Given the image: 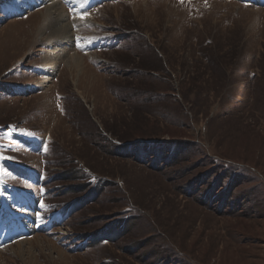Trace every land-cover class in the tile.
Wrapping results in <instances>:
<instances>
[{
	"label": "rangeland",
	"instance_id": "obj_1",
	"mask_svg": "<svg viewBox=\"0 0 264 264\" xmlns=\"http://www.w3.org/2000/svg\"><path fill=\"white\" fill-rule=\"evenodd\" d=\"M60 1L0 0V264H264V0Z\"/></svg>",
	"mask_w": 264,
	"mask_h": 264
},
{
	"label": "bare ground",
	"instance_id": "obj_2",
	"mask_svg": "<svg viewBox=\"0 0 264 264\" xmlns=\"http://www.w3.org/2000/svg\"><path fill=\"white\" fill-rule=\"evenodd\" d=\"M46 3H48V5L46 6L47 8L44 10V13L42 14L43 20L45 21V25H46V17H53L56 22H57V27L56 29L52 28L53 26L48 25V28L53 30V34L54 35H59V34H63V33H69L71 31V26L69 25V23L67 22L68 18H66L64 16V14L62 13V6L59 4L61 1L60 0H45ZM59 1V2H58ZM42 2H44V0H42ZM32 3V2H31ZM20 4L21 6L18 7H14L12 8L13 11L16 10V12L18 11H22L23 14L26 13L28 10L25 8V6L23 7V5L25 4H30V2H28L27 0H20ZM53 4V5H52ZM43 5V3L41 4V6ZM51 5V6H50ZM29 7H34V5H28ZM27 6V7H28ZM41 28V27H40ZM63 42V41H62ZM70 42V41H69ZM68 45V41L66 42ZM65 44V43H64ZM63 45V44H62ZM64 49V48H63ZM65 52V51H64ZM60 54V53H59ZM74 56V55H73ZM80 56V55H79ZM79 56H74L72 59L69 60V64H70V69L75 68V69H82V59ZM58 58V57H57ZM59 59V58H58ZM68 59V58H67ZM66 61V60H65ZM52 66L53 63L51 62ZM55 68V67H54ZM51 79V78H50ZM27 241V240H26ZM21 242H24L21 241Z\"/></svg>",
	"mask_w": 264,
	"mask_h": 264
},
{
	"label": "snow or ice",
	"instance_id": "obj_3",
	"mask_svg": "<svg viewBox=\"0 0 264 264\" xmlns=\"http://www.w3.org/2000/svg\"><path fill=\"white\" fill-rule=\"evenodd\" d=\"M78 15H79V18L83 20V19H86L88 13L82 12V13H79ZM77 46L79 47L80 45L78 44Z\"/></svg>",
	"mask_w": 264,
	"mask_h": 264
},
{
	"label": "trees",
	"instance_id": "obj_4",
	"mask_svg": "<svg viewBox=\"0 0 264 264\" xmlns=\"http://www.w3.org/2000/svg\"><path fill=\"white\" fill-rule=\"evenodd\" d=\"M74 205V204H73Z\"/></svg>",
	"mask_w": 264,
	"mask_h": 264
}]
</instances>
